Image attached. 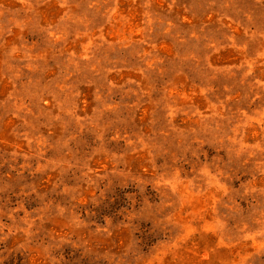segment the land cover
Segmentation results:
<instances>
[{
    "label": "rangeland",
    "instance_id": "obj_1",
    "mask_svg": "<svg viewBox=\"0 0 264 264\" xmlns=\"http://www.w3.org/2000/svg\"><path fill=\"white\" fill-rule=\"evenodd\" d=\"M0 264H264V0H0Z\"/></svg>",
    "mask_w": 264,
    "mask_h": 264
}]
</instances>
